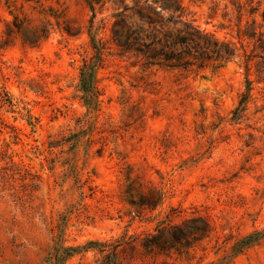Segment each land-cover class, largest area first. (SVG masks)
<instances>
[{
  "label": "rangeland",
  "instance_id": "rangeland-1",
  "mask_svg": "<svg viewBox=\"0 0 264 264\" xmlns=\"http://www.w3.org/2000/svg\"><path fill=\"white\" fill-rule=\"evenodd\" d=\"M133 1L0 0V264H53L57 248L61 264H100L92 241L116 253L106 264H264V82L247 92L238 57L123 53L119 12L179 27L168 0ZM181 2L182 21L238 47L262 22L264 0L254 15Z\"/></svg>",
  "mask_w": 264,
  "mask_h": 264
},
{
  "label": "trees",
  "instance_id": "trees-1",
  "mask_svg": "<svg viewBox=\"0 0 264 264\" xmlns=\"http://www.w3.org/2000/svg\"><path fill=\"white\" fill-rule=\"evenodd\" d=\"M237 11H240L242 4L235 2ZM249 11L256 14L261 6V0L255 4L253 0H247ZM145 5L153 13L158 10L152 6L148 0H134L133 6ZM131 7H125L124 10H130ZM162 9L171 11L168 20L174 25H178L174 31H163L159 26L160 22H155L141 11L124 14L119 12L116 16L112 28V40L121 49L123 53H132L147 64H162L167 67H188L198 63L201 67L208 61L228 62L233 58H240L241 65L246 74L247 92L251 90L252 81L250 75H254L256 81L264 82V8L261 11L262 22H257L255 18L242 28L236 31L239 39V47L230 41L218 40L211 34L200 30L191 22L182 21L181 14L183 5L181 0H168L167 4L162 5ZM179 14L174 15L173 13ZM90 83L85 84V89L89 88ZM248 97L246 93L241 100ZM238 110L235 114L238 115ZM83 250H97L102 254L103 262L106 264V257L113 256L114 251H107L106 243L97 241L89 242L82 247ZM67 255L73 252V249H66ZM59 249L52 255L53 264H61L62 257L58 253ZM63 252V250H62Z\"/></svg>",
  "mask_w": 264,
  "mask_h": 264
}]
</instances>
